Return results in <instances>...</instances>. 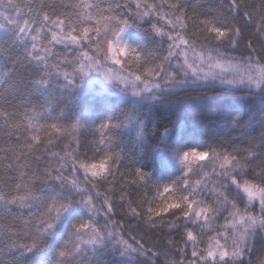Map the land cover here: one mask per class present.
<instances>
[{
    "label": "snow or ice",
    "instance_id": "6c2138e0",
    "mask_svg": "<svg viewBox=\"0 0 264 264\" xmlns=\"http://www.w3.org/2000/svg\"><path fill=\"white\" fill-rule=\"evenodd\" d=\"M0 33V264H264V0H0Z\"/></svg>",
    "mask_w": 264,
    "mask_h": 264
},
{
    "label": "trees",
    "instance_id": "16d2710c",
    "mask_svg": "<svg viewBox=\"0 0 264 264\" xmlns=\"http://www.w3.org/2000/svg\"><path fill=\"white\" fill-rule=\"evenodd\" d=\"M65 3L68 2V0H64ZM197 4L200 5H210L215 2V0H195ZM3 34L0 33V36ZM80 100V106H88L92 109H99L104 106L105 103V95L103 94L101 88L99 85H94L90 91L89 94L82 96L79 98ZM107 103H118L117 97H109L107 98ZM214 110H209V115H212ZM2 142V141H0ZM0 259H3V257H0Z\"/></svg>",
    "mask_w": 264,
    "mask_h": 264
}]
</instances>
